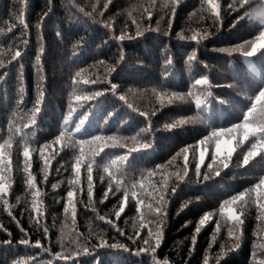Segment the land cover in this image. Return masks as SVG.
I'll return each mask as SVG.
<instances>
[{"label":"trees","instance_id":"1","mask_svg":"<svg viewBox=\"0 0 264 264\" xmlns=\"http://www.w3.org/2000/svg\"><path fill=\"white\" fill-rule=\"evenodd\" d=\"M215 3L218 16L205 0H0V264H259L264 259V221L257 219L254 202L264 200V191H247L264 177V151L258 149L244 165L256 138L243 141V129L227 133L219 139L235 135L236 150L225 169L223 151L213 162L218 138L211 137L214 130L242 123L251 97L264 86V50L244 56L264 31V16L256 14L264 6L258 0ZM122 34L125 39H118ZM203 78L207 86L195 84ZM96 92L101 94L86 101L74 98ZM85 117L77 133L75 125ZM249 122H264L261 105ZM26 146L35 188L25 172ZM162 186L165 214L158 216L147 205L156 207ZM240 192L246 193L243 200L231 206L243 211L236 240L228 236L231 222L219 210ZM140 199L143 205L137 204ZM208 213L212 218L200 225ZM157 224L159 247L154 254H137ZM25 238L29 244L20 243ZM101 240L108 246L100 247ZM114 244L124 247H110Z\"/></svg>","mask_w":264,"mask_h":264},{"label":"snow or ice","instance_id":"2","mask_svg":"<svg viewBox=\"0 0 264 264\" xmlns=\"http://www.w3.org/2000/svg\"><path fill=\"white\" fill-rule=\"evenodd\" d=\"M205 2L207 3V5H209L211 7V9L215 12V14L218 16L219 15V11H218V5L215 3V0H205ZM248 0H242V4H247ZM259 5L264 6V0H258ZM256 14L260 15V16H264V10H259ZM21 24H24V21L21 20L20 21ZM139 34V30L138 33ZM118 39L123 40L125 39V35L122 34L121 36L118 37ZM192 39H196V36L194 35L192 37ZM259 41V42H256ZM26 43V42H25ZM251 44L250 50L244 52V56L246 58H250L253 57L254 55L257 54L258 50H264V31L260 32L259 36L255 38L254 41L249 42ZM264 54V53H262ZM21 56V52L20 51H16L15 52V57H20ZM123 59V55H121V60ZM3 65L0 64V68H2ZM109 71H114V68H110ZM77 75H79V73H77ZM94 82V81H93ZM84 83H88V81H84ZM195 84L196 85H203V86H207L209 84L208 80L206 78L203 79H196L195 80ZM114 87V86H113ZM101 93L96 92L93 93L91 97L89 96H80V95H76L74 98L77 102L81 101V100H88L93 98L94 96H98ZM123 99V98H121ZM252 100H254L253 103L250 104V107L248 108L246 114H244L241 119H242V123H235L233 124L231 127H221L219 130H214L211 133V137H217V141L215 144V155L213 156V162H216L217 157L221 156L222 151L226 154L225 158L222 159L220 161L221 165L223 168H228L229 163L228 161L231 159L232 154L235 152V147L233 146V141L236 140V136L233 135L231 137V139L229 140H223V139H219L224 137L227 133H235L238 129H243V141H247L249 139L250 136L255 137L256 141L255 143H252L250 146V150L247 152V154H245L243 156V161L242 163L244 165H247L249 162V159L251 157H254L256 155L259 154V152L257 151L258 149L261 151H264V122H261L259 125H254L252 123L249 122V117L252 116V114L257 110V105H261L262 111H264V86L260 87L258 90V94H254L253 97H251ZM34 112H38L39 111V105L35 106V108L33 109ZM85 119H80L79 123H77L75 125V131L77 133L81 132L84 124H85ZM63 137V133H61V138ZM209 137V139L211 138ZM96 140H101V137H96ZM112 139V138H109ZM242 141V142H243ZM5 143H8L7 141H5ZM81 143H83V141H81ZM205 143L204 139H201L199 141V144L203 145ZM222 145L224 146V148L222 149ZM4 145L0 144V149H3ZM45 149H47L49 147V145L45 144L43 146ZM146 147V145H145ZM188 152L187 148L182 149V153H184V160H185V171H184V175L187 174V155L186 153ZM23 155L25 157V172L27 173L28 176V181H29V186L35 188L34 185V180L35 177H33L29 171V164H28V158H29V149L27 148V146L24 149ZM179 155V154H178ZM41 157H43V150L41 151ZM119 159L123 160L125 159V157H119ZM176 159V157L174 156L172 158V160L174 161ZM111 163H116L115 160H113ZM171 163V161L169 162ZM200 163H203V154H201L200 157ZM80 166H81V160L80 158L76 159V163H75V168L74 171L77 175H79V171H80ZM209 168L211 169V165H209ZM105 171H107V168L105 169ZM196 174L199 175L200 173V166L199 164L197 165L196 169ZM87 173H88V195H89V200H91L92 198V193H93V189H92V163L89 162L88 167H87ZM220 172L219 170H217L215 172V175H219ZM151 175V173H150ZM47 178V176L45 175V179ZM208 177L205 176V179H207ZM3 177H0V180H2ZM178 180H182L183 176H177ZM55 187V186H54ZM111 182L109 183V188L108 190L111 191ZM155 190V189H154ZM166 187L162 186V190H160V195L158 197L157 200V204L156 207L153 208V206L151 204L147 205L148 207V211L149 213H155L158 216H163L165 213L163 211V204H166V201L164 200V192L166 191ZM254 190H259V191H264V177H261L259 182L255 184L254 189H248V192L254 191ZM173 193L175 192V188L172 189ZM4 192V185L0 184V193ZM37 194H38V189H37ZM74 192L73 191H68L67 192V202L68 204L71 206L73 204V198H74ZM108 193L105 192V199L107 198ZM246 195L245 192H240L239 194H235L232 195L230 197V199L224 200L223 204L220 208V215L221 218L227 223V222H231L229 224L228 227V236L230 238H234L236 240H239V235L234 232V229H237L238 231L242 232V229H240V226L243 225L244 221L241 219V216L243 215V211H240L239 213L233 208L231 207L232 205L236 204L237 202H240L243 200L244 196ZM2 198V197H0ZM127 202V192H125L124 195V200L122 201V206L119 210V212H117V218L120 215V212L124 211V205H126ZM255 203H257L258 206V210L260 212V215L257 217V219L264 221V200H258V201H254ZM6 203V201H5ZM35 203V201H34ZM137 204L138 205H143L144 201L142 199L137 200ZM68 208H65V212H68ZM73 214H74V207H73ZM213 216V213H208L205 214L202 219L199 221L200 225L205 224V222L209 221ZM101 220H104V217H100ZM108 223H112V221H108ZM146 226V225H141ZM113 227H115V225L113 224ZM220 229V224L217 223L216 226V230L219 231ZM21 231H23V229H21ZM117 231H120L119 229H117ZM196 233H199L200 231V227L198 226L195 229ZM47 232V229H45V233ZM121 235H123V232L120 233ZM25 237H27V234L25 233ZM139 238V232H137V237ZM129 239L133 240V243H135V239H133V237H129ZM6 243H10V241H6ZM21 244H29V240L27 238L23 239L20 241ZM143 245L147 246V247H143L141 249H139V252H152L153 254L155 253V250L159 247L160 243H161V229L159 224H157V228L155 231H153L151 228L148 230V237L146 239L143 240ZM36 247H39V241L36 242ZM100 247H104V246H108L106 241L101 240V243L99 245ZM110 247L116 248V247H120L123 248L124 245H119V244H114V245H110ZM83 252H87V249H82ZM165 264H167V262L165 261ZM204 264H207V260H205ZM259 264H264V259H261L259 261Z\"/></svg>","mask_w":264,"mask_h":264}]
</instances>
